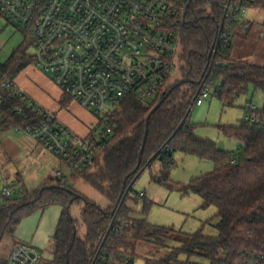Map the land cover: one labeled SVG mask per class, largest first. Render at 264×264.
<instances>
[{
    "label": "trees",
    "instance_id": "trees-1",
    "mask_svg": "<svg viewBox=\"0 0 264 264\" xmlns=\"http://www.w3.org/2000/svg\"><path fill=\"white\" fill-rule=\"evenodd\" d=\"M227 1L191 2L181 38V80L172 83L169 78L164 91L149 101H140L135 96L125 99L112 116L114 129L105 147L88 166L71 174L69 179L62 182L53 179L51 184L34 192L22 187V198L14 197L13 193L10 199L0 200V245L6 238L15 239L25 219L57 206L63 213L53 236L54 258L46 264H135L140 243L166 247L169 246L166 240L180 246L161 258H145V264H247L255 255L264 257V126L251 125L243 119L239 126L221 127L225 137L240 143L237 151L229 152L219 149L211 140L198 138L190 122L191 106L208 79L212 51L218 43L225 14L223 4ZM247 24L250 23L232 29L222 55L217 56L220 65L211 72L215 81L223 82L212 94L225 107L233 106L251 86L264 93V66L233 58L234 39ZM26 34L33 43L31 34ZM34 62L35 58L26 57L24 47L0 68L15 80ZM0 100L4 102L0 108V131L40 123L38 112L1 87ZM70 101L72 99L66 97L63 104ZM18 108L22 109L21 114L17 113ZM258 114L264 120V104ZM179 152L212 162L214 171L194 179L189 185H174L170 173L175 165L174 156ZM157 162L162 167L160 174L152 173V182L179 189L185 195L197 194L204 201L202 208H216V237L206 236L203 229L187 234L130 217L126 201L134 192L131 184ZM80 181L96 189L110 206L102 208L80 194L76 190ZM78 205H84L81 209L84 236L80 235V224L72 214V209ZM151 205L152 202L146 201L144 210ZM129 221L133 225H123ZM112 224L111 233L102 246ZM181 256L187 257V261L182 262ZM192 259L202 261L192 262Z\"/></svg>",
    "mask_w": 264,
    "mask_h": 264
},
{
    "label": "built area",
    "instance_id": "built-area-1",
    "mask_svg": "<svg viewBox=\"0 0 264 264\" xmlns=\"http://www.w3.org/2000/svg\"><path fill=\"white\" fill-rule=\"evenodd\" d=\"M192 1L0 0V14L31 34L35 64L52 77L65 96L103 116L98 128L81 137L29 98L0 68V87L20 98L41 118L36 126L13 130L59 157L71 174L82 171L105 147L114 129L112 116L123 101L130 96L140 101L154 99L164 91L166 81L173 79L181 60L182 31ZM223 8L226 18L212 51L213 69L220 65L217 56L222 55L232 29L248 21L246 16L251 9H264V0H228ZM222 83L210 74L192 110L202 106L203 99ZM3 105L0 100V108ZM17 113L21 114L22 109L18 108ZM244 120L264 126L258 108L251 102L247 104ZM52 178L62 182L70 176L53 171ZM12 195V186L4 180L1 197L8 200ZM140 197L145 198V193H140ZM123 225L130 227L133 223ZM41 260V252L24 243L13 250L9 261L0 264H40ZM247 264H264V257L255 255Z\"/></svg>",
    "mask_w": 264,
    "mask_h": 264
},
{
    "label": "rangeland",
    "instance_id": "rangeland-1",
    "mask_svg": "<svg viewBox=\"0 0 264 264\" xmlns=\"http://www.w3.org/2000/svg\"><path fill=\"white\" fill-rule=\"evenodd\" d=\"M246 19L248 20L247 22L245 21L246 23L250 21V27L243 28L241 34L235 37L233 58L238 61L264 66V9H251ZM24 47L26 48V57L33 60L36 50L28 35L14 22L0 14V66L6 65L12 56ZM180 68L181 62L173 74L172 83L181 80ZM14 82L18 87H21V85L28 87L36 96L38 95L41 99H44L47 105L38 101L43 105V108L53 113L70 130L81 137L87 136L101 124L103 116L86 109L77 100L71 101L67 106L62 105L60 102L64 97L63 91L56 85L52 77L39 68L35 62L22 70L16 76ZM203 100V105L196 107L190 116V122L194 126L195 135L200 139L213 141L221 150L234 152L238 150L240 143L235 139L225 137L220 128L239 126L244 119L247 104L250 102L258 109H262L264 93L260 90H255L251 86L249 92L235 100L233 106L226 107L213 94ZM53 103L56 104L58 109H52V111L47 109L49 105H54ZM103 128L104 125L99 130L102 131ZM12 134H15V136L19 135L16 132ZM174 160L175 165L170 173L171 183L174 185H189L194 179L209 174L215 169V165L212 162H203L180 152L175 154ZM20 166V161H11L7 158L0 145V194L4 187V179L7 177V181L13 188L14 197L20 196L18 188L22 189V187L19 184L17 176L18 172L20 174L22 172ZM24 167H27V165ZM161 167V163H155L151 168L145 170L134 184V192L126 201V207L130 210V217L133 220L146 219L157 226L171 227L176 230H182L187 234H193L203 229V233L206 236L216 237L218 235V231L215 228L217 220L214 218L217 212L216 208H202L204 201L197 194L189 193L185 195L179 189L172 190L166 186L152 182V173L160 174ZM27 168L25 183L31 189L36 176V169L33 166ZM51 168L44 167L40 174H43L44 178L49 179L52 177L53 172ZM59 168L61 169L57 171H67L68 175L70 174V170L64 164L62 167L59 165ZM76 190L102 208L106 209L110 206V202L104 196L84 181L76 184ZM140 193H145L146 198H141ZM0 200L3 201L1 196ZM146 201L152 202V205L147 210H144ZM83 206L78 205L72 209L73 216L80 224L81 236H84L86 233L81 220V209ZM48 217L46 215L44 219ZM37 219L39 220V216H34L28 222L30 226ZM165 243L169 246H156L147 242L140 243L136 250L138 258H136L135 264H145V258L147 257L161 258L169 254L173 248L180 246L175 241L166 240ZM20 244L24 243L19 242L17 238H6L0 245V263L9 261L13 250ZM44 252L41 254L42 260L40 264L48 262L49 256L47 255L49 254V250L45 249ZM50 254H54L53 250ZM1 259H4V261ZM180 260L186 262L187 257L181 256ZM201 261L199 259H192V262Z\"/></svg>",
    "mask_w": 264,
    "mask_h": 264
},
{
    "label": "crops",
    "instance_id": "crops-1",
    "mask_svg": "<svg viewBox=\"0 0 264 264\" xmlns=\"http://www.w3.org/2000/svg\"><path fill=\"white\" fill-rule=\"evenodd\" d=\"M20 88L25 92L27 96H29V98H31L42 108L43 105H41L38 101H41L44 105H47L44 99H41L38 95L36 96L34 92H31L28 87L21 85ZM66 97L67 96L64 95V97L61 99L60 103L62 105H64L63 102ZM70 102L67 105H69ZM47 109H50L52 111V109H58V107L56 106V104H54L49 105ZM13 132L15 133L13 129L8 131H0V145L2 146L3 152L6 154L7 158H9L11 161H20L21 163L20 169L22 172L21 174L20 172H18L17 174L20 186L24 187L29 192H34L46 185L51 184L53 178H44L43 174H40L42 173L41 171L44 169V167H52L51 169H53V171H55V169L57 171L61 169L59 168V165L62 167L63 164L65 166L66 164L59 157L49 153L41 144H39L32 138L28 136L24 137V135L21 136L22 134H19L21 137H17L19 135L15 136V134H12ZM25 165H27V167L33 166L36 169V176L32 184L33 187L31 189H29L28 186H26L27 184L25 183V173H27L28 169L27 167H24ZM62 173H64L66 176H71V172H69V175L67 171H63ZM4 180H8L7 177ZM18 189V193L20 194L19 198H22L23 192H20V188ZM62 213L63 209L57 206L51 207L46 212H36L21 223L15 233V238H17L21 243L31 244L35 246L41 252V254L45 253V249H48L49 254L47 256H49V258L47 260L52 261L54 258V254L51 255L50 252H52L53 250V236L55 234ZM46 215L49 217L47 219H44L46 218ZM34 216H39V220L37 219V221H35V223H31L30 226L28 222H30V220H32ZM44 236L47 237V239H45Z\"/></svg>",
    "mask_w": 264,
    "mask_h": 264
},
{
    "label": "water",
    "instance_id": "water-1",
    "mask_svg": "<svg viewBox=\"0 0 264 264\" xmlns=\"http://www.w3.org/2000/svg\"><path fill=\"white\" fill-rule=\"evenodd\" d=\"M225 18H226V17L224 16V17H223V20H222V23H221V26H220L219 39H220V36H221V32H222V28H223V25H224V22H225ZM218 41H219V40H218ZM212 56H213L212 64H211V66L209 67V71H208V74H207L206 78H208V77L210 76V74H211V72H212V69H213V60H214V56H215V55L212 53ZM210 57H211V55H210ZM201 88H202V85H201V87H200V89H199V91H198V93H197V96L200 94V92H201ZM149 118H150V117H149ZM184 123H185V121L182 122V124L180 125L179 129L184 125ZM146 138H147V135L145 136V140H144V143H143V148H142L141 153H140L141 155H142L143 152H144V148H145V144H146ZM154 158H155V157H153L149 162H152V161L154 160ZM140 175H141V173L139 174V176H140ZM139 176L135 178V180H134L133 183L131 184L130 189H131V188L133 187V185L136 183V181L138 180ZM77 197H78V196H77ZM113 222H114V221H113ZM112 227H113V224L111 225L109 231L107 232V234H106V236H105V238H104V240H103L102 246L105 244L106 240L108 239V237H109V235H110V233H111Z\"/></svg>",
    "mask_w": 264,
    "mask_h": 264
}]
</instances>
